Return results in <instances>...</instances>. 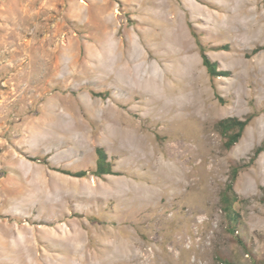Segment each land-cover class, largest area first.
I'll return each mask as SVG.
<instances>
[{"label":"rangeland","instance_id":"1","mask_svg":"<svg viewBox=\"0 0 264 264\" xmlns=\"http://www.w3.org/2000/svg\"><path fill=\"white\" fill-rule=\"evenodd\" d=\"M262 145L264 0H0V264H264Z\"/></svg>","mask_w":264,"mask_h":264},{"label":"trees","instance_id":"2","mask_svg":"<svg viewBox=\"0 0 264 264\" xmlns=\"http://www.w3.org/2000/svg\"><path fill=\"white\" fill-rule=\"evenodd\" d=\"M195 36H197L195 34ZM198 44L200 46L201 56L203 60V64L206 67L209 75L213 78L217 77H227L229 73L220 71L218 69V64L213 62L208 54L206 48L201 45L198 40ZM228 49V47H224ZM262 48H257L253 54H257L260 52ZM253 120V116L246 118L244 120H240L238 118H227L221 120L217 124V129L219 133L225 138V148L227 150H231L242 138L246 128L249 126L251 121ZM264 152V145L258 147L253 155L250 157L248 162L244 161L241 163L233 164L231 167V175H230V182L226 185V188L221 193L220 203H221V210L225 215L226 219L230 224L237 223L239 214L235 210V204L238 202V196L234 191V185L238 179L240 173L249 167H251L259 158V156ZM98 161H97V168L94 174L97 177H103L105 175H113L112 165L108 161L107 154L103 149H97ZM68 175H72L78 178H84L88 175L86 171H82L79 173H70L65 172ZM264 190V188H263ZM230 232L235 235V229L230 228ZM218 264H233L228 259L223 258L221 256L217 257Z\"/></svg>","mask_w":264,"mask_h":264},{"label":"bare ground","instance_id":"3","mask_svg":"<svg viewBox=\"0 0 264 264\" xmlns=\"http://www.w3.org/2000/svg\"><path fill=\"white\" fill-rule=\"evenodd\" d=\"M187 39V38H186ZM183 50V49H182ZM132 53V52H131ZM126 58V57H125ZM124 65V68L122 67V77L121 78H126L129 77L134 81H144L145 76H143L144 73H148V69L146 68V59L143 55H140L137 58H131V59H121L118 60V62L116 63V68H120L121 66ZM140 76V77H139ZM141 76L143 77V79H141ZM140 78V79H139ZM135 83V82H134ZM191 93V92H190ZM189 93V94H190ZM198 95V94H197ZM196 95V96H197ZM188 96V95H187ZM195 96V97H196ZM194 99V98H193ZM198 100V99H197ZM181 101V100H180ZM190 101V100H189ZM195 102V101H194ZM168 103V102H167ZM177 104V103H176ZM180 104V103H179ZM190 104V103H189ZM167 105V104H166ZM197 105V103L195 104V106ZM172 106V105H171ZM188 107V106H187ZM199 107H197L198 109ZM192 109L194 110L195 107ZM173 111V109H172ZM186 113V112H185ZM172 114V113H171ZM103 115V114H102ZM178 117V116H177ZM174 118V117H173ZM183 118V117H182ZM181 118V119H182ZM194 119V118H193ZM175 120V119H174ZM190 120V119H189ZM132 138V137H131ZM123 140V139H122ZM136 140V139H135ZM177 140V139H176ZM203 141V139H202ZM132 144V143H131ZM139 145L143 146V143H138ZM190 150V149H189ZM192 155V154H191ZM195 157V156H194ZM195 161V160H194ZM159 182V181H158ZM181 183V182H180ZM179 183V185H180ZM136 259V258H135Z\"/></svg>","mask_w":264,"mask_h":264}]
</instances>
